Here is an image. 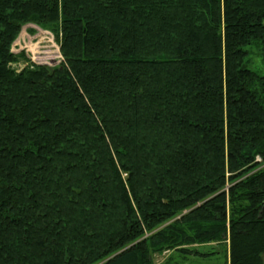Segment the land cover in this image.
I'll return each mask as SVG.
<instances>
[{
	"label": "trees",
	"instance_id": "trees-1",
	"mask_svg": "<svg viewBox=\"0 0 264 264\" xmlns=\"http://www.w3.org/2000/svg\"><path fill=\"white\" fill-rule=\"evenodd\" d=\"M28 25L53 33L59 65L13 52ZM253 46L264 58V0H0V264L209 244L264 264Z\"/></svg>",
	"mask_w": 264,
	"mask_h": 264
},
{
	"label": "rangeland",
	"instance_id": "rangeland-1",
	"mask_svg": "<svg viewBox=\"0 0 264 264\" xmlns=\"http://www.w3.org/2000/svg\"><path fill=\"white\" fill-rule=\"evenodd\" d=\"M248 51L250 54L249 68L264 75V58L261 50L253 46L249 47ZM13 52L16 55L24 53L25 59L38 65L54 67L63 61L59 43L53 33L35 25H28L23 28L18 40L14 44ZM26 64L23 61L14 67L20 71ZM227 249V246L224 244H209L196 247V250L201 253L216 252V254L210 257H187L181 253L165 252L154 257V264H226L228 259Z\"/></svg>",
	"mask_w": 264,
	"mask_h": 264
},
{
	"label": "water",
	"instance_id": "water-1",
	"mask_svg": "<svg viewBox=\"0 0 264 264\" xmlns=\"http://www.w3.org/2000/svg\"><path fill=\"white\" fill-rule=\"evenodd\" d=\"M224 239H227V236H224Z\"/></svg>",
	"mask_w": 264,
	"mask_h": 264
}]
</instances>
